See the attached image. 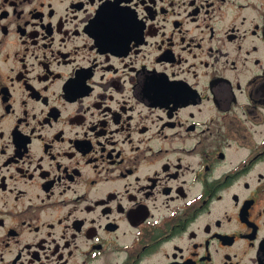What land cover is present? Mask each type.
<instances>
[{
	"label": "flooded vegetation",
	"instance_id": "1",
	"mask_svg": "<svg viewBox=\"0 0 264 264\" xmlns=\"http://www.w3.org/2000/svg\"><path fill=\"white\" fill-rule=\"evenodd\" d=\"M0 264H264V0H0Z\"/></svg>",
	"mask_w": 264,
	"mask_h": 264
}]
</instances>
